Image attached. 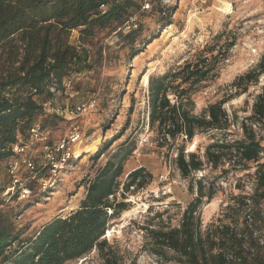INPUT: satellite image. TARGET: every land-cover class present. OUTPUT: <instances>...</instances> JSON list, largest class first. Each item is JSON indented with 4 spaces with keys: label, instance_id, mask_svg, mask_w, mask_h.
Here are the masks:
<instances>
[{
    "label": "rangeland",
    "instance_id": "1",
    "mask_svg": "<svg viewBox=\"0 0 264 264\" xmlns=\"http://www.w3.org/2000/svg\"><path fill=\"white\" fill-rule=\"evenodd\" d=\"M153 7L149 12L134 11L140 25L134 52L119 36L121 30L98 29L94 37L84 41L78 30L71 32L69 42L85 48L89 59L77 67L66 91L37 99L47 101L40 118L46 120L53 140L63 138L72 124L81 130L82 140L74 146L77 156L47 193L6 200L2 211L13 219L21 240L34 237L49 221L78 209L89 181L110 160L123 164L119 190L112 199L127 205L110 221L106 239L119 248L126 264H158L157 257L146 250V232L141 228L148 221L178 226L195 196L196 184L177 168V147L170 150L158 144L156 133L149 127L151 77L171 75L165 80L167 85L186 89L190 85L184 79L187 72L183 76L182 72L175 73L187 63L202 64L203 58L215 56L207 76L188 89L193 113L200 115L209 105L227 100L224 107L230 115L236 113L239 121L252 114L253 103L264 89V72L257 82L248 83V91L241 95L236 81L264 68V0H153ZM10 55L7 49L0 50V79L14 68ZM172 91L168 97L174 101L177 98ZM80 103L89 104L87 110L79 116L71 114ZM232 129L230 139L242 136L240 125ZM255 130L262 131L258 125ZM115 137V142L104 147ZM210 138L209 133L197 135L187 143L186 152L199 150L203 155L205 146L212 142ZM139 168L144 170L142 177L146 176L144 185L127 188L129 174ZM245 173L248 171L225 175L210 166L194 173V179L204 175L206 185L214 182L216 186L214 198L201 206L204 227L223 215L232 193L241 192L239 177ZM244 178L245 191L251 192L252 182ZM191 182L194 190L190 189ZM1 187L6 188L4 193L12 188L4 168L0 169ZM157 212L161 216L153 219ZM17 247L18 243L11 252ZM100 263L95 249L84 259L67 264Z\"/></svg>",
    "mask_w": 264,
    "mask_h": 264
},
{
    "label": "trees",
    "instance_id": "2",
    "mask_svg": "<svg viewBox=\"0 0 264 264\" xmlns=\"http://www.w3.org/2000/svg\"><path fill=\"white\" fill-rule=\"evenodd\" d=\"M142 1L0 0V50L7 49L14 64L0 79V159L10 154L7 148L17 135L25 134L45 114L43 102L37 98H52L56 91H66L65 80L89 59L85 48L69 42L71 32L78 30L84 41L94 37L98 29L118 31L135 15L134 11L141 10ZM102 4L106 5L105 12L100 8ZM139 26L119 34L133 52ZM214 58H203L202 64L198 61L193 66L187 63L175 73L182 72L183 76L187 72L184 79L190 85L186 89L167 85L165 80L171 75L150 79L149 127L156 133L158 144L170 150L177 147V168L196 184L195 196L178 226L148 221L140 227L146 232V250L157 257L158 264H264V89L253 103L252 114L241 121L236 113H228L224 107L227 100L209 105L200 115L193 113L188 89L207 76ZM263 72L264 68L256 69L239 77V94L246 93L248 83L257 82ZM171 90L177 98L174 101L168 97ZM42 124L47 127L45 119ZM236 125H240L242 136L230 139ZM257 125L261 133L255 130ZM206 133L212 142L205 146L203 155L199 150L186 152L188 142ZM117 138L107 141L104 147ZM101 153L102 149L93 158ZM205 166L220 169L225 175L248 171L244 175L253 187L251 192L245 191L244 175L239 177L241 192L232 193L223 215L204 227L201 206L214 198L216 186L214 182L206 185L204 175L195 179L192 176ZM142 171L139 168L129 174L127 188L144 185L146 176L142 177ZM122 173L121 162L107 161L89 181L80 207L66 217L49 221L30 239H20L13 219L1 209L0 264H67L84 259L95 249L100 264H126L119 248L105 236L110 221L126 209L124 201L112 199L117 196ZM5 189L0 188L1 203L6 202L2 196ZM190 189L194 190L192 182ZM159 216L157 212L153 219ZM16 243L17 249L11 252Z\"/></svg>",
    "mask_w": 264,
    "mask_h": 264
},
{
    "label": "built area",
    "instance_id": "3",
    "mask_svg": "<svg viewBox=\"0 0 264 264\" xmlns=\"http://www.w3.org/2000/svg\"><path fill=\"white\" fill-rule=\"evenodd\" d=\"M100 8L105 12L106 5L102 4ZM151 8H153V0L141 2L142 11ZM137 26L138 21L135 14L124 27L118 30L128 31ZM68 80H65V88L68 87ZM46 102L43 103L45 110ZM88 106L87 103H80L70 113L79 116L87 110ZM81 136V130L76 124H72L63 138L53 140L50 131L43 126L42 119L38 117L26 134H18L17 140L9 145L7 149L10 154L0 159V169L6 170L12 185V188L3 194L5 200L11 199L14 194H17L18 199H28L35 192L47 193L48 189L55 185L56 177L66 170L75 158L74 146L81 142ZM40 156L41 161L39 162ZM4 205L5 203L0 202V210Z\"/></svg>",
    "mask_w": 264,
    "mask_h": 264
},
{
    "label": "bare ground",
    "instance_id": "4",
    "mask_svg": "<svg viewBox=\"0 0 264 264\" xmlns=\"http://www.w3.org/2000/svg\"><path fill=\"white\" fill-rule=\"evenodd\" d=\"M79 144H80V143H79ZM194 147H195V145H194ZM74 155H75V157L77 156L76 153H74Z\"/></svg>",
    "mask_w": 264,
    "mask_h": 264
}]
</instances>
